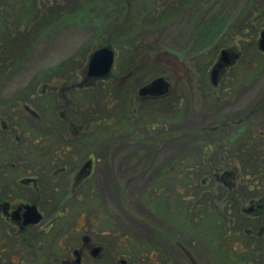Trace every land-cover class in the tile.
I'll list each match as a JSON object with an SVG mask.
<instances>
[{
	"label": "rangeland",
	"instance_id": "374dc122",
	"mask_svg": "<svg viewBox=\"0 0 264 264\" xmlns=\"http://www.w3.org/2000/svg\"><path fill=\"white\" fill-rule=\"evenodd\" d=\"M253 4L0 0V99L39 114L20 122L34 129L41 169L39 149L49 138L64 142L57 112L98 124L90 145L78 146L86 152L95 141L94 190L74 204L53 195L46 224L60 225L52 234L78 235L86 223L129 264H156L157 255L159 264H194L187 252L197 264H264V211H244L264 203V54L256 49L264 14L247 21ZM105 46L117 54L114 78L87 79L91 56ZM222 48L242 55L216 87ZM162 77L172 93L140 104V88ZM235 163L250 177L231 190L218 178Z\"/></svg>",
	"mask_w": 264,
	"mask_h": 264
},
{
	"label": "flooded vegetation",
	"instance_id": "af4514ba",
	"mask_svg": "<svg viewBox=\"0 0 264 264\" xmlns=\"http://www.w3.org/2000/svg\"><path fill=\"white\" fill-rule=\"evenodd\" d=\"M258 1L260 0H253L251 11L246 16L247 21L254 20L256 15L259 16L258 5L255 4ZM245 31V27L239 28L240 33ZM242 40L241 38L239 41ZM239 41L237 40V43ZM103 48L110 47L105 46L99 50ZM257 49L259 51L258 45ZM114 52L115 63L111 73L106 77H97L90 76L88 70L87 79L98 82L112 80L117 60L116 51ZM241 55L242 52L234 48L221 49L219 58L212 66L211 80L214 86H220L225 69L236 64ZM175 66L179 68V63ZM216 68L218 75L215 78L213 72ZM127 77H130V74L121 80L125 81ZM170 85V92L166 96L172 93L171 82ZM140 90L138 91L140 104L166 97L141 96ZM47 93L58 94L56 89ZM19 102L13 99L6 101L0 99V264H129L124 257L121 259V255L117 256L115 252L107 250L104 246L105 241H101L98 235L91 232L86 223L80 229H76L78 235H68L62 230L60 234H52L54 224L60 225L58 219L54 220L53 224H46L52 213L54 194L61 192L68 195L69 203L74 204L82 200L86 190L93 192L94 189L87 187V184L99 170L95 141L92 140L86 152L79 151L78 146L90 145L88 137L96 138L98 124L95 121L86 125L79 124L77 114L72 117L68 112H57L58 119L64 122V142L60 144L56 141L58 144L55 145L52 138H49V145L45 144L46 147L43 145L39 149L43 152L41 156L47 157L44 162L48 164L47 169H41L43 160L37 161L36 155L33 154L37 145L34 129L30 131L31 128L27 127L30 124L20 122V118L26 120L39 117V114L27 104L19 109ZM70 143L77 149L71 150ZM74 158L75 164H72ZM226 177L235 179L237 176L225 171L222 179ZM65 180L67 183L63 188L61 182ZM61 204L62 201L58 209ZM68 207V205L64 207L65 211ZM244 211L260 216L264 211V203L256 205L252 202V206ZM37 213L41 218L38 219ZM105 245L108 247L109 241ZM186 254L194 264H197L189 252ZM150 258L152 259V256ZM156 260V264H159L158 255ZM142 261H145V257Z\"/></svg>",
	"mask_w": 264,
	"mask_h": 264
},
{
	"label": "water",
	"instance_id": "95a60500",
	"mask_svg": "<svg viewBox=\"0 0 264 264\" xmlns=\"http://www.w3.org/2000/svg\"><path fill=\"white\" fill-rule=\"evenodd\" d=\"M259 50L264 53V30L260 35L259 40ZM115 63V52L111 48H103L101 50L96 51L90 59L89 64V75L97 76V77H106L108 76ZM218 75V69L216 68L213 72V76L216 78ZM170 82L162 77L155 79L150 84L144 86L140 90L141 96H153V97H161L165 96L170 92ZM38 219L41 218L39 213H37Z\"/></svg>",
	"mask_w": 264,
	"mask_h": 264
},
{
	"label": "trees",
	"instance_id": "16d2710c",
	"mask_svg": "<svg viewBox=\"0 0 264 264\" xmlns=\"http://www.w3.org/2000/svg\"><path fill=\"white\" fill-rule=\"evenodd\" d=\"M262 14H264V6L262 7V8H260L259 9V15H262ZM257 43V42H256ZM256 47H257V45H256ZM257 49V48H256ZM257 51H258V49H257ZM246 168H248L247 166L246 167H244V164H243V169H242V167H240V165L239 164H234V166H233V168H231V170L229 171L230 172V174H232V175H235V176H237L235 179H233L232 177H226V179L224 178V179H222V178H218L219 176L218 175H216V173H215V175H214V178H218V182L220 183L221 182V184H223V185H226L227 187H229L231 190H234V189H236V187L238 186V183L239 184H241L242 182H246L247 181V179H249V177H250V175L248 174V170L249 169H246ZM241 171V172H240ZM242 173V174H241ZM246 180V181H245ZM230 181L232 182V183H236V185H234V184H231L230 183ZM223 182V183H222ZM248 182V181H247ZM263 213V212H262ZM264 255V254H263Z\"/></svg>",
	"mask_w": 264,
	"mask_h": 264
}]
</instances>
